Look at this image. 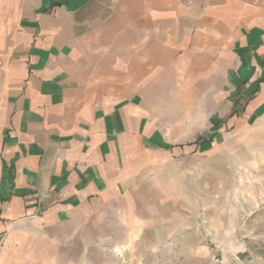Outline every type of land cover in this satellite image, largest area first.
Returning <instances> with one entry per match:
<instances>
[{"label": "crops", "instance_id": "0c3cea01", "mask_svg": "<svg viewBox=\"0 0 264 264\" xmlns=\"http://www.w3.org/2000/svg\"><path fill=\"white\" fill-rule=\"evenodd\" d=\"M0 103V264H68L151 174L264 136V0H0Z\"/></svg>", "mask_w": 264, "mask_h": 264}, {"label": "rangeland", "instance_id": "374dc122", "mask_svg": "<svg viewBox=\"0 0 264 264\" xmlns=\"http://www.w3.org/2000/svg\"><path fill=\"white\" fill-rule=\"evenodd\" d=\"M259 133L225 139L199 157L188 153L172 168V183L164 170L151 174L141 188L159 196L152 211L138 213L128 228L76 241L82 253L68 264H264Z\"/></svg>", "mask_w": 264, "mask_h": 264}]
</instances>
